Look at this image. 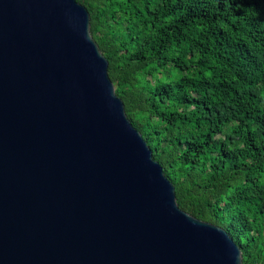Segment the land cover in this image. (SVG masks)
<instances>
[{
    "label": "water",
    "instance_id": "95a60500",
    "mask_svg": "<svg viewBox=\"0 0 264 264\" xmlns=\"http://www.w3.org/2000/svg\"><path fill=\"white\" fill-rule=\"evenodd\" d=\"M0 264H243L179 208L76 0H0Z\"/></svg>",
    "mask_w": 264,
    "mask_h": 264
},
{
    "label": "trees",
    "instance_id": "16d2710c",
    "mask_svg": "<svg viewBox=\"0 0 264 264\" xmlns=\"http://www.w3.org/2000/svg\"><path fill=\"white\" fill-rule=\"evenodd\" d=\"M181 210L264 264V0H76Z\"/></svg>",
    "mask_w": 264,
    "mask_h": 264
}]
</instances>
